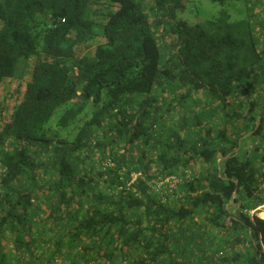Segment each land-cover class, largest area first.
I'll use <instances>...</instances> for the list:
<instances>
[{"label": "trees", "instance_id": "1", "mask_svg": "<svg viewBox=\"0 0 264 264\" xmlns=\"http://www.w3.org/2000/svg\"><path fill=\"white\" fill-rule=\"evenodd\" d=\"M211 1L0 0V264H264V0Z\"/></svg>", "mask_w": 264, "mask_h": 264}, {"label": "rangeland", "instance_id": "2", "mask_svg": "<svg viewBox=\"0 0 264 264\" xmlns=\"http://www.w3.org/2000/svg\"><path fill=\"white\" fill-rule=\"evenodd\" d=\"M185 2H186L184 4L185 10L179 11V17L185 18L191 22H196V23H201V22L203 23L204 20L211 18L221 8L219 4H217L211 0H185ZM258 9H259L258 6L255 7V10H258ZM236 16H237L236 13H234V12L231 13L232 19L233 18L237 19L238 17L236 18ZM98 28L101 29L100 26ZM156 33L159 37L160 46L162 48V51L165 52L166 55H169L170 45H171V41H172L173 36L168 32V29L162 30L161 28H159L156 31ZM177 96H178V92L173 94L170 90H167L165 93H163V95L159 96V103L161 104V101H163V103L165 104L171 98H173V97L176 98ZM193 110L198 111L199 108L197 106H193ZM168 112H169V110H168ZM166 118L171 119L168 116H166ZM169 122H170V120H166V123L163 126V129H164L163 134H165L168 131H172L174 128L178 127L179 123L173 124V123H169ZM247 135H245V136L247 137ZM245 136L243 138H245ZM254 153L256 154V156L258 155L257 152H254ZM172 178H173V176H172ZM166 181H167V179L165 180V182ZM261 216H264V212L261 213Z\"/></svg>", "mask_w": 264, "mask_h": 264}, {"label": "built area", "instance_id": "3", "mask_svg": "<svg viewBox=\"0 0 264 264\" xmlns=\"http://www.w3.org/2000/svg\"><path fill=\"white\" fill-rule=\"evenodd\" d=\"M258 181L259 182H258V189H257V191L259 193H261L262 195H264V180L262 178H260ZM262 212H264V203L261 204V205H259V206H257L254 209H251L249 211V213L251 215H257V216H260Z\"/></svg>", "mask_w": 264, "mask_h": 264}, {"label": "clouds", "instance_id": "4", "mask_svg": "<svg viewBox=\"0 0 264 264\" xmlns=\"http://www.w3.org/2000/svg\"><path fill=\"white\" fill-rule=\"evenodd\" d=\"M248 135H249V133H248ZM248 135H247V136H248ZM245 137H246V136H245ZM260 216H261V215H260Z\"/></svg>", "mask_w": 264, "mask_h": 264}, {"label": "water", "instance_id": "5", "mask_svg": "<svg viewBox=\"0 0 264 264\" xmlns=\"http://www.w3.org/2000/svg\"><path fill=\"white\" fill-rule=\"evenodd\" d=\"M247 135V134H246Z\"/></svg>", "mask_w": 264, "mask_h": 264}]
</instances>
